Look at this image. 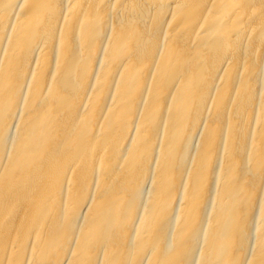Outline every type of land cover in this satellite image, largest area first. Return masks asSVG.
<instances>
[{
    "label": "bare ground",
    "instance_id": "bare-ground-1",
    "mask_svg": "<svg viewBox=\"0 0 264 264\" xmlns=\"http://www.w3.org/2000/svg\"><path fill=\"white\" fill-rule=\"evenodd\" d=\"M0 264H264V0H0Z\"/></svg>",
    "mask_w": 264,
    "mask_h": 264
}]
</instances>
